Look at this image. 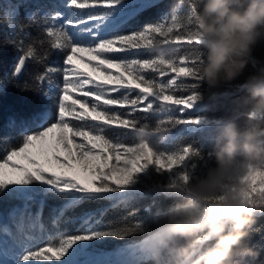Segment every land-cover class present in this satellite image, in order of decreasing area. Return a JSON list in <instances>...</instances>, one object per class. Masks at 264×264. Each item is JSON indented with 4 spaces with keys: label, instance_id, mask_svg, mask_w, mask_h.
Returning <instances> with one entry per match:
<instances>
[{
    "label": "snow or ice",
    "instance_id": "6c2138e0",
    "mask_svg": "<svg viewBox=\"0 0 264 264\" xmlns=\"http://www.w3.org/2000/svg\"><path fill=\"white\" fill-rule=\"evenodd\" d=\"M160 2L63 0L42 15L26 13L27 26H37L40 34L27 46L21 38L18 50L22 54L6 81L18 78L29 59L40 63L53 52L63 59L61 67L47 66L35 78L46 103L20 122L15 142L6 140L0 149V196L30 200L44 194L63 201L52 210L53 225L86 203L109 204L68 217L66 222L75 224L77 232L49 235L44 246H29L36 238L22 235L16 241L21 247L16 264L52 260L61 264H149L138 242L112 251L98 245L108 238L125 239L138 233L143 222L97 225L110 209L143 198L145 190L165 195L167 185L179 183L207 163L203 145L178 143L159 148L154 143L158 137L151 144L136 143L135 134L149 122V116L157 117L155 122L171 116L176 126L195 125L204 119L187 116L199 101L198 78L188 71L199 63L189 55V42L197 32L189 15L195 4L189 3L175 16L171 10L142 21ZM18 7L8 10L2 21L13 30ZM19 28L23 32L25 25ZM158 44L171 52L172 59L157 57L152 49ZM57 73L62 79L53 83ZM188 79L193 82L187 83ZM6 88L7 82L0 84V90ZM21 90H29V85ZM177 112L186 118L173 115ZM9 127L16 128V121L11 120ZM40 228L43 231L42 224ZM2 231L9 234L7 228Z\"/></svg>",
    "mask_w": 264,
    "mask_h": 264
},
{
    "label": "clouds",
    "instance_id": "9594fccd",
    "mask_svg": "<svg viewBox=\"0 0 264 264\" xmlns=\"http://www.w3.org/2000/svg\"><path fill=\"white\" fill-rule=\"evenodd\" d=\"M189 3L195 4L189 15L197 26L189 55L199 63L188 71L197 76L198 88L206 85L197 99L215 103L222 85L237 79L264 42V0ZM181 10L185 0L174 5V16ZM152 51L160 60L172 59L160 44ZM254 68L242 86L250 94L243 127L222 117L223 131L208 147L205 166L167 185L164 194L176 202L161 222L139 230V251L149 264H243L246 257L257 264L259 253L250 245L259 232L256 219L264 215V60ZM176 123L171 116L148 122L137 130L136 143L151 144L153 137L163 143Z\"/></svg>",
    "mask_w": 264,
    "mask_h": 264
},
{
    "label": "trees",
    "instance_id": "16d2710c",
    "mask_svg": "<svg viewBox=\"0 0 264 264\" xmlns=\"http://www.w3.org/2000/svg\"><path fill=\"white\" fill-rule=\"evenodd\" d=\"M177 3L178 0H161L159 7L145 13L142 21L154 20L159 18L162 13H170ZM187 3L188 0H185V8L187 7ZM18 6V15L16 16V20L18 21L17 26L13 33H6L1 27V22L4 19L5 4L4 0H0V82L2 84L7 82L6 90H0V149L3 148L6 140L15 142L18 137L20 122L26 120L34 111L46 103L39 91L41 86L37 84L35 78L43 73L47 66L61 67L63 59L62 55H57L54 52L40 63L29 59L19 79H7L6 81V77L14 69L18 56L22 54L18 50L21 38H23L24 45L27 46L28 43L40 34L37 26H27L26 15L23 12L24 5L19 2ZM19 24L25 25L23 32L20 31ZM25 33L28 35H25ZM9 41H15L16 43H9ZM43 50L41 49L42 52ZM259 60H264V42L258 43L254 47L250 63L237 79L227 85H222L221 92L223 95L219 101L213 103L204 96V98L197 102L194 110L187 113V116L191 117H204L199 124L177 125L167 134V139L163 143L158 138L155 139V145L159 148H169L178 143L185 146L188 143H192L196 146L203 145L206 152L208 147L214 143L215 139L223 131L222 117H230L239 126L243 127L244 114L248 109L245 99L250 98V94L242 86L246 78L254 74V65ZM61 79L60 74L57 73L53 76V83ZM186 82L191 83L193 81L188 79ZM25 84L29 85V90L22 91L21 89ZM205 87L206 85H202L197 91L203 94ZM182 94L187 95L190 92ZM121 111L125 110L121 109ZM137 115L143 116L145 114L137 113ZM173 115L186 118L185 114L178 112L173 113ZM156 119L157 117L149 116V122L151 123H155ZM11 120L16 121V128L9 127ZM182 129L187 133L181 134ZM2 155L3 153L0 151V156ZM175 202V198H167L159 192L145 190L143 198H138L135 202L118 209H110L102 217V223L97 225V227L134 226L136 222H143L144 227H154L164 219V214ZM62 203L63 201L45 196L44 194H36L30 200L0 196V238H8L12 243L11 253L21 249L16 241L22 235H31L36 238L29 246H44L49 235H55L63 231L70 233L77 232L75 224L66 222L68 217L79 215L86 210L95 211L103 209L109 204L108 201L86 203L80 208L66 213L65 218L58 225H53L51 222L53 216L52 210ZM145 208H149L150 211H145ZM41 224L43 225V231L40 228ZM4 228L8 229L9 234H5L2 231ZM253 228L259 229V232L253 233L250 246L259 253L257 258V264H259L260 261H264V215L257 217ZM79 231H83V229ZM140 239L141 234L138 232L131 234L125 239L108 238L103 242H98V245L103 251H112L121 245L138 242ZM46 264L52 263L47 262ZM243 264H253L252 258L246 257Z\"/></svg>",
    "mask_w": 264,
    "mask_h": 264
},
{
    "label": "rangeland",
    "instance_id": "374dc122",
    "mask_svg": "<svg viewBox=\"0 0 264 264\" xmlns=\"http://www.w3.org/2000/svg\"><path fill=\"white\" fill-rule=\"evenodd\" d=\"M21 2L24 5L23 12L26 15L28 12H37V15H42L44 11L53 10L52 5L53 4H62L63 0H4L5 4V11L3 14V18L5 17V14L8 10H11L14 5H18V3ZM39 10V11H38ZM58 10L65 12L66 15H70L68 10L64 8H59ZM27 19V17H26ZM4 20V19H3ZM1 27L6 33H13L14 30L9 28L6 23L1 22ZM81 67H84L81 65ZM87 70V69H86ZM0 84H2L0 82ZM44 89H47V84L45 83L43 85ZM183 107V106H180ZM195 107V106H194ZM189 109L187 113L192 112L194 110ZM22 162V161H20ZM157 183H159V180L157 179ZM12 243L8 240V238L1 239L0 238V264H16V259L18 257L19 252L21 249H18L17 251H13L11 253L10 249L12 248ZM47 262L52 264H61L59 261H32L29 262V264H46Z\"/></svg>",
    "mask_w": 264,
    "mask_h": 264
},
{
    "label": "water",
    "instance_id": "95a60500",
    "mask_svg": "<svg viewBox=\"0 0 264 264\" xmlns=\"http://www.w3.org/2000/svg\"><path fill=\"white\" fill-rule=\"evenodd\" d=\"M25 66H26V64H25ZM25 66H24V68H25ZM24 68H23V70H24ZM23 70H22L21 74L19 75V77L18 78H15V79H19L21 77V75L23 73Z\"/></svg>",
    "mask_w": 264,
    "mask_h": 264
}]
</instances>
